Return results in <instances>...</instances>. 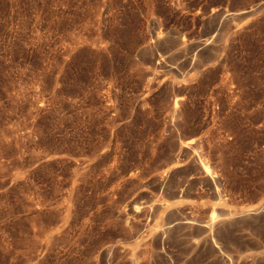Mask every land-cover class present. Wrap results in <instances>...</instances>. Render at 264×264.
Listing matches in <instances>:
<instances>
[{"label": "rangeland", "instance_id": "obj_1", "mask_svg": "<svg viewBox=\"0 0 264 264\" xmlns=\"http://www.w3.org/2000/svg\"><path fill=\"white\" fill-rule=\"evenodd\" d=\"M0 264H264V0H0Z\"/></svg>", "mask_w": 264, "mask_h": 264}, {"label": "bare ground", "instance_id": "obj_2", "mask_svg": "<svg viewBox=\"0 0 264 264\" xmlns=\"http://www.w3.org/2000/svg\"><path fill=\"white\" fill-rule=\"evenodd\" d=\"M230 13V12H229ZM207 40V39H206ZM195 141V140H194ZM189 145L193 143L192 140H190L189 142H187ZM196 143V142H195ZM206 174L208 175V170L206 171Z\"/></svg>", "mask_w": 264, "mask_h": 264}]
</instances>
